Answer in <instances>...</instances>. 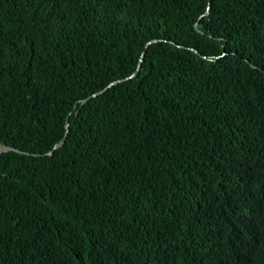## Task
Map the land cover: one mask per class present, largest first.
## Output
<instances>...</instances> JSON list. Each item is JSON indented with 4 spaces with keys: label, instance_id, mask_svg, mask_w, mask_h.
I'll return each mask as SVG.
<instances>
[{
    "label": "trees",
    "instance_id": "16d2710c",
    "mask_svg": "<svg viewBox=\"0 0 264 264\" xmlns=\"http://www.w3.org/2000/svg\"><path fill=\"white\" fill-rule=\"evenodd\" d=\"M2 144L0 264H264V0H0Z\"/></svg>",
    "mask_w": 264,
    "mask_h": 264
},
{
    "label": "water",
    "instance_id": "95a60500",
    "mask_svg": "<svg viewBox=\"0 0 264 264\" xmlns=\"http://www.w3.org/2000/svg\"><path fill=\"white\" fill-rule=\"evenodd\" d=\"M141 60H142V59H140V61H141ZM132 75H133V74H132ZM115 82H116V81L111 82L108 86L114 84ZM108 86L104 87L102 90H100V91H98V92H96V93H93L92 96H95V95L101 93V92L104 91ZM87 99H88V97L82 99V100H81V103H84ZM68 127H69V123L66 122V131L68 130ZM65 137H66V135H64V137H63L58 143L55 144L54 148L61 146L62 143H63V141H64V139H65ZM7 150H17V151H19L18 149H16V148L13 147V146H10V145H6V144H2V145H0V153H1V152H4V151H7ZM52 152H53V150H51L49 153L51 154Z\"/></svg>",
    "mask_w": 264,
    "mask_h": 264
}]
</instances>
